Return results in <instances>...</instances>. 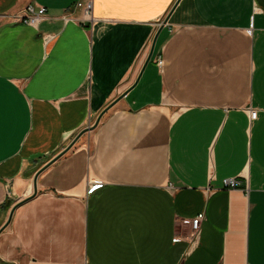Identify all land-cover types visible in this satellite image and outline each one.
<instances>
[{"label":"crops","instance_id":"crops-1","mask_svg":"<svg viewBox=\"0 0 264 264\" xmlns=\"http://www.w3.org/2000/svg\"><path fill=\"white\" fill-rule=\"evenodd\" d=\"M175 2L0 0V264H264V0Z\"/></svg>","mask_w":264,"mask_h":264},{"label":"built area","instance_id":"built-area-1","mask_svg":"<svg viewBox=\"0 0 264 264\" xmlns=\"http://www.w3.org/2000/svg\"><path fill=\"white\" fill-rule=\"evenodd\" d=\"M73 9H80L83 12L84 20L92 22L91 16V2H77L73 7H69L60 16V19L65 23L72 21L71 15ZM47 19V10L44 7H34L33 5H28L19 14L13 17L15 22L23 23L24 25L37 28L39 23ZM155 64L158 68L162 67V60L160 56L155 58ZM249 119L252 121L256 118L257 112L252 109L247 110ZM224 187L227 189H234L237 187L238 183L234 179H229L224 181ZM203 220V214H197L195 217L189 221V237L192 238L196 235L201 227V222ZM181 238H175L174 241H178Z\"/></svg>","mask_w":264,"mask_h":264},{"label":"water","instance_id":"water-1","mask_svg":"<svg viewBox=\"0 0 264 264\" xmlns=\"http://www.w3.org/2000/svg\"><path fill=\"white\" fill-rule=\"evenodd\" d=\"M178 1L179 0H176V2H175V4H174V6L178 3ZM174 8V7H173ZM169 15V14H168ZM168 17L169 16H167L166 18H165V20L161 23V25H160V27H159V29L157 30V32H156V34L154 35V37H153V39H152V43H151V46H150V50H149V54H148V57H147V59H146V61H145V65L149 62V60H150V58H151V55H152V52H153V49H154V45H155V42H156V39H157V37H158V35H159V33H160V31H161V29H162V26L163 25H165L166 24V22H167V20H168ZM110 107V106H109ZM109 107L107 108V109H105V110H103L101 113H100V115L98 116V119H97V123L99 122V120H100V118L102 117V115L109 109ZM88 130V129H87ZM87 130H84V131H82V132H80L74 139H73V141H72V143H71V145H70V147L79 139V137L84 133V132H86ZM69 147V148H70ZM61 155V154H60ZM60 155H58V157L60 156ZM58 157H56V158H58ZM13 212V211H12ZM11 212V213H12ZM10 213V214H11Z\"/></svg>","mask_w":264,"mask_h":264}]
</instances>
